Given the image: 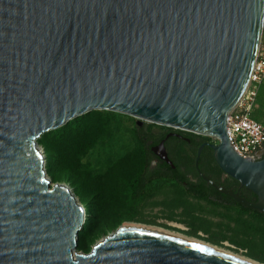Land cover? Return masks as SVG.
Instances as JSON below:
<instances>
[{"label": "water", "instance_id": "water-1", "mask_svg": "<svg viewBox=\"0 0 264 264\" xmlns=\"http://www.w3.org/2000/svg\"><path fill=\"white\" fill-rule=\"evenodd\" d=\"M262 19L263 0H0V264H242L129 227L78 253L85 211L67 186L51 184L37 142L93 111L205 137L216 143L201 145L195 164L208 146L257 200L203 180L264 214V157L243 159L225 139ZM151 151L175 168L164 141Z\"/></svg>", "mask_w": 264, "mask_h": 264}, {"label": "rangeland", "instance_id": "rangeland-1", "mask_svg": "<svg viewBox=\"0 0 264 264\" xmlns=\"http://www.w3.org/2000/svg\"><path fill=\"white\" fill-rule=\"evenodd\" d=\"M255 115L264 124V91L257 99ZM76 120H80L77 132L64 131L68 123L58 129L64 131L60 140H53L49 132L37 144L45 157V172L51 184L67 186L85 211L78 253H90L103 238L133 223L195 239L228 255L264 264V220L260 217L253 215L247 220L203 205L169 182L140 186L130 195V184L144 160L138 130L142 129L151 142L168 128L108 111H93ZM50 151L59 158L58 168L50 160ZM188 153L187 159L179 162L181 168L190 170L194 155ZM210 163L216 164L212 159Z\"/></svg>", "mask_w": 264, "mask_h": 264}, {"label": "flooded vegetation", "instance_id": "flooded-vegetation-1", "mask_svg": "<svg viewBox=\"0 0 264 264\" xmlns=\"http://www.w3.org/2000/svg\"><path fill=\"white\" fill-rule=\"evenodd\" d=\"M170 133L175 134L173 130L169 129L161 133L158 139H160L163 135L166 134L167 136ZM172 138L175 137H170V138L165 137L160 139V142L164 141V146L168 158L170 154L174 153L172 147H170V145L168 144V141ZM200 142L202 143V145L210 144L209 140H203ZM149 144H151V142H149ZM151 154L154 157L152 163H151ZM211 158H213L212 150L211 153L209 152L203 157L202 163L200 164L198 163V165H196L195 163L193 165H190V170L181 168V172L188 182V183L184 182L182 186L172 180L165 179L159 182H169L171 184H175L182 187L188 198L203 205L209 207L213 206L218 210H222L225 212L236 213V216H244L245 218H247V220H251L253 215L260 217L261 219L264 220V214L257 213L255 211L243 207L242 205L237 203L231 196L218 192L215 188H213L206 181L203 180L200 174H203L205 177L211 180L218 188H222L226 192H230L234 195H237L239 198L249 203H255L257 200L255 195L247 188L242 187L238 181L230 178L229 176L224 175L223 173L222 174L219 173V171L216 169L219 168L217 164L210 163ZM148 159L150 160V164L148 166L150 172H151V168L152 169L158 168L161 164L163 163L165 164V162L161 161L152 151H150L148 155ZM150 184L151 182L148 183L147 185ZM190 190L196 194L195 195L192 194Z\"/></svg>", "mask_w": 264, "mask_h": 264}, {"label": "built area", "instance_id": "built-area-1", "mask_svg": "<svg viewBox=\"0 0 264 264\" xmlns=\"http://www.w3.org/2000/svg\"><path fill=\"white\" fill-rule=\"evenodd\" d=\"M262 91H264V0L261 38L250 82L241 101L227 116L225 124V139L229 148L239 157L251 161H258L264 157V124L255 115L257 99Z\"/></svg>", "mask_w": 264, "mask_h": 264}, {"label": "trees", "instance_id": "trees-1", "mask_svg": "<svg viewBox=\"0 0 264 264\" xmlns=\"http://www.w3.org/2000/svg\"><path fill=\"white\" fill-rule=\"evenodd\" d=\"M79 121L80 120H76L73 121L72 123H69V127L67 129H65L64 131H68L69 133L71 132H77L79 130ZM64 131L60 132L58 130L52 132L49 136L53 139V140H57L60 138H62L64 136ZM175 134H180L183 137L189 139L190 143H186L185 141L181 140V139H177V138H172L168 141V144L170 145V147H172L174 153L170 154L169 159L170 161L173 163V166L175 167L174 170L171 169V167H169L166 164H161L158 168H151V172L148 169V166L150 164V160L148 159V155L151 151V147L158 145V143L160 142L161 138H165L166 134L163 135L160 139L151 141V144H149L148 141V137L145 133H143L142 129L138 130L137 133V137H138V141L140 142L142 151H143V157L144 160L142 162V168L140 169L138 176L132 181V183L130 184V195L134 194V191L136 189H138L140 186H145L148 183L151 182L154 183L156 181H161V180H172L177 182L179 185H183L184 182L188 183L187 180L185 179L184 175L181 172V165H180V160L186 158L187 159V155L189 154V152H192L194 157L192 158V163H195V156H196V151L197 149L202 145V143L196 139V137L194 135H190V134H185V133H180V132H176L174 131ZM78 139L79 137L76 135L75 137V142L78 143ZM167 147V146H166ZM51 152V157L50 160L53 164L54 167L58 168L59 162H58V156L56 157V153L55 151H50ZM211 153V150L209 149L208 146H205L200 160H199V164L203 162V157L207 154V153ZM212 162H214L213 158ZM154 160V157L151 154V163ZM217 170L219 171V173L222 174L221 170L219 168H217ZM190 192L192 194H196L193 191L190 190ZM263 216V215H262ZM261 216V217H262ZM82 233L79 234V236ZM78 246V245H77ZM80 246H78L77 249L80 250ZM254 261V260H253ZM256 262V261H255Z\"/></svg>", "mask_w": 264, "mask_h": 264}, {"label": "bare ground", "instance_id": "bare-ground-1", "mask_svg": "<svg viewBox=\"0 0 264 264\" xmlns=\"http://www.w3.org/2000/svg\"><path fill=\"white\" fill-rule=\"evenodd\" d=\"M141 121L142 122H146V123H151L150 121H144V120H141ZM214 129L218 132V134H220L222 136L223 135L222 134L223 133L222 132L223 131V120H221L214 127ZM209 137L215 138V137H212V136H209ZM122 227H129V228L139 229V230H143V231H149V232H155V233H159V234H164V235L179 239L181 241L190 243V244L195 245L197 247H200V248H203V249H206V250H209V251H213V252L218 253L220 255L229 257V258H231V259H233L235 261H238V262H240L242 264H260V263H257L255 261L249 259V258L228 255V254L224 253L223 251L219 250L218 248L210 246V245H208V244H206L204 242H201V241H198V240H195V239L185 238V237H183L181 235L172 234V233H169V232H166V231H163L161 229L154 228V227L144 226V225H140V224H133V223H126L125 225H122Z\"/></svg>", "mask_w": 264, "mask_h": 264}]
</instances>
